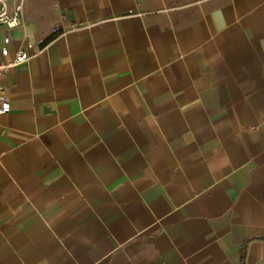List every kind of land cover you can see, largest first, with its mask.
I'll use <instances>...</instances> for the list:
<instances>
[{
  "label": "crops",
  "instance_id": "0c3cea01",
  "mask_svg": "<svg viewBox=\"0 0 264 264\" xmlns=\"http://www.w3.org/2000/svg\"><path fill=\"white\" fill-rule=\"evenodd\" d=\"M6 4L0 264H264V0Z\"/></svg>",
  "mask_w": 264,
  "mask_h": 264
},
{
  "label": "built area",
  "instance_id": "2783aa9c",
  "mask_svg": "<svg viewBox=\"0 0 264 264\" xmlns=\"http://www.w3.org/2000/svg\"><path fill=\"white\" fill-rule=\"evenodd\" d=\"M22 8L18 5L16 9L10 14L7 10L6 0H0V25L4 24L7 28H13L17 26H24L22 18ZM59 29L56 25L55 31ZM11 38L7 36L5 42L9 43ZM34 44L30 41H25L15 51L14 56H10L7 45L0 48V115L6 114L11 110V103L7 93L5 74L14 66L29 61L34 54L30 52V49L34 48Z\"/></svg>",
  "mask_w": 264,
  "mask_h": 264
}]
</instances>
